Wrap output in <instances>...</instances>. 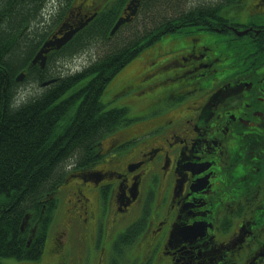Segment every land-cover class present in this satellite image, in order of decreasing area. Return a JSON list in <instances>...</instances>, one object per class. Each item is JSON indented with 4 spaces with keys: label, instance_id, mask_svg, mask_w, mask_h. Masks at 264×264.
Here are the masks:
<instances>
[{
    "label": "flooded vegetation",
    "instance_id": "obj_1",
    "mask_svg": "<svg viewBox=\"0 0 264 264\" xmlns=\"http://www.w3.org/2000/svg\"><path fill=\"white\" fill-rule=\"evenodd\" d=\"M70 13L42 44L64 24L83 28L31 64L41 44L23 72H57L56 55L117 39L135 53L127 72L102 78L95 105L133 115L87 145L97 169L67 172L50 243L32 264L264 260V0H73ZM89 32L93 44L77 47ZM81 76L63 93L66 132L90 97Z\"/></svg>",
    "mask_w": 264,
    "mask_h": 264
},
{
    "label": "trees",
    "instance_id": "obj_2",
    "mask_svg": "<svg viewBox=\"0 0 264 264\" xmlns=\"http://www.w3.org/2000/svg\"><path fill=\"white\" fill-rule=\"evenodd\" d=\"M47 1L0 0V258L18 261L38 258L64 171L87 158L84 153L87 145L95 135L111 127L107 120L109 114L115 119L120 117V110L98 114L94 108L96 91L104 84L102 78L107 73L102 72L117 73L132 55L125 53V44L113 45L98 62L83 71L84 78L95 76L86 88L91 91L90 97L80 102L77 109L80 123L66 132L62 124L68 108L61 97L77 77L65 79L57 64L52 68L57 69L55 76L27 71L25 79L34 87L31 96L25 95L23 86L15 82L16 75L25 70L29 56L47 35L46 19L41 13ZM186 4L182 2V6ZM168 9L171 13L174 10L173 7ZM175 18L180 21L182 16ZM94 37L93 32L85 34L77 47L85 40L93 44ZM85 51L81 48L73 52L74 59H79ZM51 77L57 81L48 88H41ZM26 216L29 227L21 231ZM35 225L28 244V230Z\"/></svg>",
    "mask_w": 264,
    "mask_h": 264
},
{
    "label": "rangeland",
    "instance_id": "obj_3",
    "mask_svg": "<svg viewBox=\"0 0 264 264\" xmlns=\"http://www.w3.org/2000/svg\"><path fill=\"white\" fill-rule=\"evenodd\" d=\"M53 2L56 3V4H54ZM61 2H62V0H54V1L53 0L52 1L51 0H48L45 4H43V9L41 10V13H43L44 18H48V14H50V11L53 10V9H55L59 4H61ZM67 6H69V3L67 1H64V7H67ZM62 14H63V12H62ZM68 14H69V10L67 9L66 10V15H68ZM70 16H71V14L69 15V18H71ZM75 16L76 17H79L76 13L73 12V17H75ZM54 20H56V18H53L52 21H50L48 19L47 21H45L44 26L46 25L47 28H50L49 26H51V25H53L55 23ZM47 31H49V29H47L46 32ZM140 34H141V32H140ZM115 42H117V43H115ZM119 44H120V42L117 41V39H116V40H114V43H112L110 45H104L102 47L106 50L107 48H112L113 45L115 47H117V46H119ZM63 50H67V52H68L70 49H67L66 46H65L64 48H62V50L60 51V53H62ZM86 51L87 52H90V53H94V49L91 47V45L90 46H86ZM100 52H101V50H97L96 53L90 55V59H92V58L94 59V55H96L97 53L100 54ZM71 55H73V56H71ZM59 58H60L61 61L57 64V66L59 67L61 65V67H63V69H65V71H70L72 69V67H73L72 66V61H73V58H74V54L72 52H70L69 54H67L66 52H64L61 55H59ZM86 62H87L86 60H82V61H80V64H83V63H86ZM139 65H141V64H139ZM125 70H128V69H126V67H125L121 71L127 72ZM49 73H51L54 76L56 75L55 72H49ZM65 73H67V72H63L62 74H65ZM18 84H20V86H23V90H25V92H24L25 95H30L31 96V94L33 93L34 87L32 86V84L29 83V81H26V79H25V80L21 81ZM34 86H35V88H38L37 85H34ZM35 93H36V91H35ZM126 103L128 105H132V106L137 107V105L134 104L130 100L126 101ZM115 106L118 107L119 106V103L116 104ZM126 112H128V117H132V113H133L132 109H129V111L127 109V111L122 112L121 115L126 114ZM98 167H99V163L94 166V168H98ZM56 197L60 201L62 199V192L60 191L56 195ZM60 204H61V201H60ZM50 234H51V232L49 233V235ZM220 240H222V237L220 238ZM46 241H47V239H46ZM23 263L24 262L18 261V260H15V259L0 258V264H23ZM246 264H264V260H262L261 257L254 256Z\"/></svg>",
    "mask_w": 264,
    "mask_h": 264
},
{
    "label": "water",
    "instance_id": "obj_4",
    "mask_svg": "<svg viewBox=\"0 0 264 264\" xmlns=\"http://www.w3.org/2000/svg\"><path fill=\"white\" fill-rule=\"evenodd\" d=\"M117 25H118V24H117ZM117 25H116V26H117ZM70 34H71V33H70ZM70 34L63 36L62 38H60V39H58V40H56V41H54V42H51V43H45V44L42 46V48L38 51V53L36 54V56L34 57V59L32 60V63L35 64V63L40 62V66H43L44 61H45V57H44L43 55H44L45 53H47L49 47H53V46H55V47H60V46H62V45L67 41V39H68V37L70 36ZM22 79H23V75L17 77L15 81H16V82H20V81H22ZM52 82H53V81H52ZM48 83H49V82L44 83L43 86H44V85H47Z\"/></svg>",
    "mask_w": 264,
    "mask_h": 264
}]
</instances>
